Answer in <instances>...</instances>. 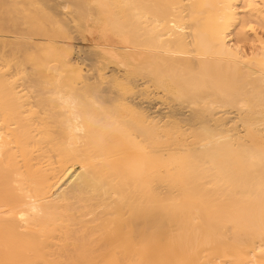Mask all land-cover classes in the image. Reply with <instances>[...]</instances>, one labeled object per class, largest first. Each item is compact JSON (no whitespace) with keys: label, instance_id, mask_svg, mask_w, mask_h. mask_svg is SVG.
<instances>
[{"label":"bare ground","instance_id":"bare-ground-1","mask_svg":"<svg viewBox=\"0 0 264 264\" xmlns=\"http://www.w3.org/2000/svg\"><path fill=\"white\" fill-rule=\"evenodd\" d=\"M0 264H264V0H0Z\"/></svg>","mask_w":264,"mask_h":264},{"label":"rangeland","instance_id":"rangeland-1","mask_svg":"<svg viewBox=\"0 0 264 264\" xmlns=\"http://www.w3.org/2000/svg\"><path fill=\"white\" fill-rule=\"evenodd\" d=\"M81 45H86V46H88V45H89V43H88V42H85L84 44H81Z\"/></svg>","mask_w":264,"mask_h":264}]
</instances>
